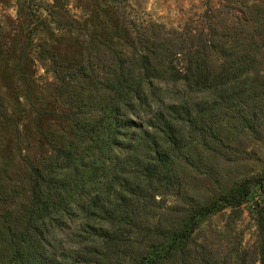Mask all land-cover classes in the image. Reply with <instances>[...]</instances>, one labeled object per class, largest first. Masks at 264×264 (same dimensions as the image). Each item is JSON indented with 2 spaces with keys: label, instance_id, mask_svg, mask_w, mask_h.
I'll return each mask as SVG.
<instances>
[{
  "label": "trees",
  "instance_id": "16d2710c",
  "mask_svg": "<svg viewBox=\"0 0 264 264\" xmlns=\"http://www.w3.org/2000/svg\"><path fill=\"white\" fill-rule=\"evenodd\" d=\"M225 10L151 24L104 69L87 59L70 139L25 160L22 187L0 185V264H264V209L251 251L213 255L196 238L224 210L240 219L254 181L207 202L187 184L240 135L264 133V0Z\"/></svg>",
  "mask_w": 264,
  "mask_h": 264
},
{
  "label": "rangeland",
  "instance_id": "374dc122",
  "mask_svg": "<svg viewBox=\"0 0 264 264\" xmlns=\"http://www.w3.org/2000/svg\"><path fill=\"white\" fill-rule=\"evenodd\" d=\"M220 3L228 13L243 0H0V185L22 187L25 160L41 155L46 142L70 139L69 101L82 94L74 78L89 57L104 69L113 54L131 55L129 40L149 25L184 29ZM232 146L223 158L212 154L215 172L188 174L189 194L206 202L219 189L257 186L251 185L240 219L224 210L200 225L198 244L213 255L240 251L241 242L251 251L255 215L264 209V133L259 139L240 135Z\"/></svg>",
  "mask_w": 264,
  "mask_h": 264
}]
</instances>
